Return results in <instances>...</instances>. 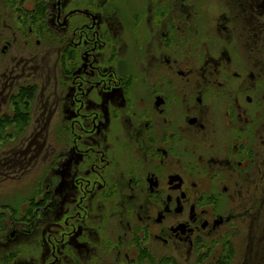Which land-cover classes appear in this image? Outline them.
<instances>
[{"label":"flooded vegetation","instance_id":"obj_1","mask_svg":"<svg viewBox=\"0 0 264 264\" xmlns=\"http://www.w3.org/2000/svg\"><path fill=\"white\" fill-rule=\"evenodd\" d=\"M173 1L158 23L164 0H0V189L28 194L0 227L27 264H179L241 222L264 240V0Z\"/></svg>","mask_w":264,"mask_h":264},{"label":"rangeland","instance_id":"obj_2","mask_svg":"<svg viewBox=\"0 0 264 264\" xmlns=\"http://www.w3.org/2000/svg\"><path fill=\"white\" fill-rule=\"evenodd\" d=\"M210 5L212 7L210 11L213 12L216 8L215 3L213 2ZM175 6L176 4L174 3L173 0L172 1L164 0V3H161V5L158 6V23L165 22L167 17L169 16H172L174 20H178V21L183 20L182 18H179L178 15L176 16L174 15L177 14L176 8H174ZM164 15H166V17ZM163 17H165V19L161 20V18ZM56 57L57 56L55 55V53H52L50 63L52 67V73L54 74L56 73L55 71H58V68L54 67ZM54 124H56V121H53L52 126L50 127L49 130L51 131L53 130ZM43 140L44 137L41 136L40 144ZM36 178L37 175L32 179V182H35ZM24 183L25 185L28 186L29 179H25L23 182H20V185H23ZM20 185H16V186L7 185L8 189L7 190L5 189L3 191H6L8 193L12 191L15 187H20ZM27 192H29L28 188H27ZM0 194H1V189H0ZM23 197H27V196H23ZM1 205H3V202H0V206ZM1 210L2 209L0 208V213L3 212ZM6 216L9 217V214L7 213ZM40 223L42 225L43 221ZM9 225H10V221H8L7 224L3 227V230L0 227V259L2 257L10 258V259L8 258L4 259L5 263L3 264H9L11 262H16L17 264H27L30 257L28 251L32 249L31 247H29L28 244L30 238H28L27 236H22V237H16L14 240H11L9 237V231H10ZM234 230L235 233L230 238L226 236L222 237V235L219 234L218 237L213 240L214 243L216 242L217 246L215 245L214 248L212 247L213 250L210 254L206 255L207 252L205 250L199 253L198 256L190 258L189 260H187V258L182 259L181 261H179L180 262L179 264H254L255 261H252L251 259V256L253 255L250 253L252 244L250 243L251 233L248 228V225H243V223L241 222L238 225L234 226ZM227 240H229L230 242L228 243V246H227V242H228ZM211 246L212 245H210L209 247ZM204 255L205 257L203 258L200 257ZM247 255H249L248 258H246ZM13 258H17V259L12 260ZM162 264H170V263L163 262ZM256 264H260V262Z\"/></svg>","mask_w":264,"mask_h":264},{"label":"trees","instance_id":"obj_3","mask_svg":"<svg viewBox=\"0 0 264 264\" xmlns=\"http://www.w3.org/2000/svg\"><path fill=\"white\" fill-rule=\"evenodd\" d=\"M30 113L27 111V106L22 104L21 99L18 101V110H17V126H18V137L21 136V134L24 131V127L27 125L29 119H30ZM10 134V132H9ZM23 196H28V194H24L22 190L17 191L15 194H9V195H2L0 194V202H3V205L0 206V208H8L9 210L13 211V213H19L20 206L25 199ZM264 218V216H263ZM262 225L261 235L264 237V221ZM261 236L259 237L256 247L252 249L251 254L254 256L251 257L252 261H255L254 264L259 263L264 264V240L261 242L263 243L261 245Z\"/></svg>","mask_w":264,"mask_h":264}]
</instances>
